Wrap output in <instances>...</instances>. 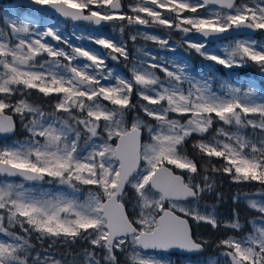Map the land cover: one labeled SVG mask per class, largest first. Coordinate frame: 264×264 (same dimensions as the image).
<instances>
[{"label":"snow or ice","instance_id":"6c2138e0","mask_svg":"<svg viewBox=\"0 0 264 264\" xmlns=\"http://www.w3.org/2000/svg\"><path fill=\"white\" fill-rule=\"evenodd\" d=\"M30 3L97 31L112 25L121 37L135 26L131 41L142 37L165 49L169 39L140 26L160 28L169 37L179 31L182 43L208 61L228 69L255 64L264 72V41L236 39L212 52L201 39L264 33V0ZM87 38L107 51L73 46L58 26L34 27L5 10L0 136L14 134L18 122L28 136L0 144V175L57 183L70 194L37 196L23 183L0 182V264H120L118 254L126 264H173L163 254L202 253L209 246L197 237L199 226L233 233L218 238L223 260L210 264H264V97L229 83L218 93L210 83L214 76L197 80L187 63L151 53L132 63L130 76L116 75L106 60H129L128 41L104 34ZM81 59L86 62L75 63ZM36 97L54 101L50 110ZM221 123L228 127L214 128ZM217 173L261 186L243 193L257 213L247 229L235 210L229 221L217 216L215 206L200 210L204 194L215 190ZM82 191L84 199L77 195ZM33 239L41 246L49 241L48 247L37 251ZM81 242L87 247L64 254L72 255L70 261L49 251Z\"/></svg>","mask_w":264,"mask_h":264},{"label":"rangeland","instance_id":"374dc122","mask_svg":"<svg viewBox=\"0 0 264 264\" xmlns=\"http://www.w3.org/2000/svg\"><path fill=\"white\" fill-rule=\"evenodd\" d=\"M1 1V0H0ZM18 3L16 0H9V2H5L2 5V8L0 9V28L4 27L5 25V10L9 9L11 12H15L18 14V17L21 19H24L25 22H31L33 23L34 27H38L40 25H43L44 27L50 26V25H56L62 30V34L64 37H66L69 42L73 46H84L86 49L91 48L94 50H99L102 53L106 52L107 50H104L102 46L96 45L92 40H89L87 37L89 35H111L113 37L116 36L115 33H117L118 36V30L117 31H112V27H105L102 26L100 31H97L96 26L89 25L87 23H72V22H65L60 20L59 18L52 17V16H45V15H39L33 10L30 9H25V10H20L19 7H17ZM12 18H17V17H12ZM140 31H147L151 34H156L160 35L163 38L169 39V45L170 47L165 49L160 47L158 44H154V46H138L139 49H142V52H137L136 55H134V60L132 56L129 54V59H132L135 63L138 60L145 59L146 57L144 56V53H151L153 56H157L162 58L165 61H175L177 63H187L189 65V71L190 73L197 78V80H204V79H209V76H214L213 79L210 80V83L212 85V88L214 91L220 93V92H226L227 88H221V85L225 83H229L234 87H240L243 90H246L249 87H253L255 91L258 94V97H264V83L260 82L257 78V73H251L249 75H243L239 76L238 68L239 67H233L231 69L225 68L222 65H218L215 62L208 61L204 59L202 56H200L198 53L194 51L195 55L194 57H191L189 55V51L191 50L190 48L185 49L180 46V43L185 39L183 33H177L175 35V32H171L170 37L169 33L166 31L161 30L160 28L157 30H150V29H140ZM80 37H84L81 39ZM120 37V36H119ZM118 37V38H119ZM117 38V37H116ZM256 39L259 41H264V33L261 35H246V36H239V37H231V38H226V39H221L216 42H209L205 41L207 48L209 51L212 52H217L220 49L226 47L229 43L233 42L236 39ZM50 39V38H49ZM202 39V38H201ZM180 43H177V42ZM53 44H56V41H50ZM60 47H64L65 50L70 51V49L67 48V45L60 44ZM157 47V48H156ZM174 49V51H173ZM124 61V59H123ZM86 61L78 60L75 63H84ZM112 60L109 58L106 60V63L108 64V68L110 70H113L116 75H124V76H130L131 73L124 71L122 68H119L118 61L116 60L117 63L113 62L114 64L111 63ZM125 62V61H124ZM131 61H129L130 63ZM126 63V62H125ZM129 63H126L128 66ZM203 74V75H202ZM187 87V84L185 85ZM51 103H54V101H50ZM48 110V109H47ZM50 110V109H49ZM136 114V113H135ZM132 114V115H135ZM228 127L225 125L221 124H216L214 128L217 127ZM250 131V130H249ZM28 136V133L23 129V132L21 134V137L13 136L9 139H4L0 140V144H11L15 143L17 141H24ZM219 138V137H218ZM10 182V183H15V184H20L23 183L26 188L29 189H34V194L37 196H40L42 193H47L50 197H54L58 194H65L68 195L70 194V190L63 185H59L57 183H46L45 181H39V182H28V181H16L13 180L11 177H0V182ZM259 190H254L247 192L249 194H254L257 193ZM80 199H84L86 196V192L82 191L81 193L77 194ZM243 198L244 201H246V198L243 196V194L240 196ZM250 198L252 199H257L260 200L261 197L258 195H250ZM247 202V201H246ZM212 211V210H211ZM247 234V233H246ZM245 234V235H246ZM34 242H38L35 239H33ZM49 244V241L47 242ZM53 256H55L56 259H58V255L60 254H55L54 252H51ZM169 256L173 264H210L211 260H216V258L213 257H207L205 258L204 256H181L179 259L175 255L172 254H163ZM65 256V255H64ZM64 259L66 260H71V258L65 257Z\"/></svg>","mask_w":264,"mask_h":264},{"label":"trees","instance_id":"16d2710c","mask_svg":"<svg viewBox=\"0 0 264 264\" xmlns=\"http://www.w3.org/2000/svg\"><path fill=\"white\" fill-rule=\"evenodd\" d=\"M7 1L9 2V0L0 1V9L2 8V5ZM19 9L25 10L22 6H20ZM115 34L117 36V33ZM118 35H120L119 32H118ZM154 44L156 43L150 40L141 41V45H144V46H154ZM129 46L131 48L130 53L133 56L136 52V50L133 48L135 46L133 44H129ZM180 46L181 47L185 46L184 48L187 49L186 45H184L183 43H180ZM189 55L191 57H194L195 53L192 49L189 51ZM117 61H118L117 65L119 66V68H122L124 71L130 73L128 66L121 58ZM113 62L117 63L116 61L112 60L111 63L114 64ZM259 70L260 68L257 67L255 64H248L247 66L238 68L239 76L249 75L251 73L256 74V72H258ZM35 99H37L38 102L44 104L46 110L47 109L49 110V105L51 104L50 100H48L47 98L40 100L39 97H36ZM17 124H18V129H17L16 135L18 137H21L23 128L20 126L19 122ZM211 134L212 132L210 131L209 135ZM188 149L190 152L192 151L191 143H189ZM215 180H216L215 190L213 192L204 194L203 199L200 201V210L202 212H210L213 209V206H215V212L217 216L221 220H224V221L231 220L233 211L235 210L239 213L241 223L245 224V227L247 229L248 222L252 219V217L256 216L257 213L255 212V210H252L249 208L247 202L244 201L242 197H239L238 200L236 199V197H237V194H240L241 196L243 193H247V192L254 191V190H259L261 186L256 182H253L252 184H248V183L237 184L234 181H232V179L229 176L220 174V173L215 174ZM246 233L247 232L245 231L244 234ZM225 234L231 235L233 233L231 231L224 230V229L217 231L216 229H211L210 227H207V226L196 227L197 237L199 239H205V240L210 241L209 246L204 250V252L200 256H204L205 258L213 257V258H216V260L222 261L223 257L220 256V252L222 250L216 246V242L219 237H222ZM47 242L48 241L45 240L42 246L40 243L34 242L37 245L36 250L43 251L45 248L48 247ZM86 247H87V244L84 242H81L80 244H77V245H73L71 246V248H69L68 245L57 244L54 248L50 249L49 251L54 252L55 254H60L58 255V259H64L67 256L68 258L72 257V255L70 254L65 255V256L64 254L78 253L80 252L82 248H86ZM175 256L177 257V259L181 257L179 255H175ZM118 257L120 260V264H126L125 257L123 255L118 254Z\"/></svg>","mask_w":264,"mask_h":264},{"label":"water","instance_id":"95a60500","mask_svg":"<svg viewBox=\"0 0 264 264\" xmlns=\"http://www.w3.org/2000/svg\"><path fill=\"white\" fill-rule=\"evenodd\" d=\"M20 4L26 6L27 8H30L34 11H36L37 13H40V14H46V15H50V16H54V17H57V18H60L61 20L63 21H66V22H74V21H71L67 18H64L62 16L59 15V13H55L53 10L51 9H48L46 7H41L39 5H33L30 3V0H17ZM74 23H87V22H74ZM179 32V31H177ZM181 33V32H180ZM258 32H251L250 30L249 31H244V32H238V33H231V34H226L225 37L223 38H212V37H209V38H202L204 39L205 41H217V40H221V39H226V38H230V37H233V36H243V35H255L257 34ZM83 60V59H82ZM258 78L261 80V81H264V72L260 71L259 74H258ZM17 131V130H16ZM16 133V132H15ZM14 134H11L9 136H0V140H4V139H7V138H10L12 137ZM2 175H0L1 177ZM4 177V176H3ZM8 178V177H7ZM11 178H17V179H21L23 180L22 177H11ZM170 253H177V254H180V255H197V254H200V253H194V254H187V253H183V252H180V251H172Z\"/></svg>","mask_w":264,"mask_h":264},{"label":"flooded vegetation","instance_id":"af4514ba","mask_svg":"<svg viewBox=\"0 0 264 264\" xmlns=\"http://www.w3.org/2000/svg\"><path fill=\"white\" fill-rule=\"evenodd\" d=\"M125 3H130L132 2V0H124ZM140 29H150V30H157L159 28H156V27H153V28H146L144 26H140ZM132 31L135 32V26H128L126 29H125V32L124 34L122 35V37L120 36V38H123L124 40L128 41V43H133V44H140L142 40H145L143 39L142 37H138L136 41H131L130 40V35L132 34ZM262 34V33H261ZM129 36V37H128ZM125 61V60H124ZM129 63V62H127Z\"/></svg>","mask_w":264,"mask_h":264}]
</instances>
